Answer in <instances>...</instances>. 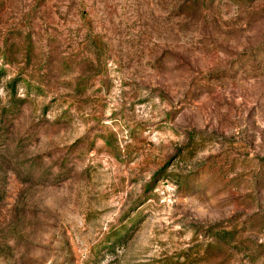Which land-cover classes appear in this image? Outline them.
<instances>
[{
	"label": "rangeland",
	"instance_id": "1",
	"mask_svg": "<svg viewBox=\"0 0 264 264\" xmlns=\"http://www.w3.org/2000/svg\"><path fill=\"white\" fill-rule=\"evenodd\" d=\"M0 264H264V0H0Z\"/></svg>",
	"mask_w": 264,
	"mask_h": 264
},
{
	"label": "trees",
	"instance_id": "2",
	"mask_svg": "<svg viewBox=\"0 0 264 264\" xmlns=\"http://www.w3.org/2000/svg\"><path fill=\"white\" fill-rule=\"evenodd\" d=\"M220 240H222V241H223L224 239H220Z\"/></svg>",
	"mask_w": 264,
	"mask_h": 264
}]
</instances>
